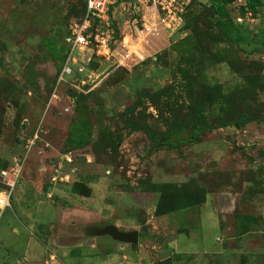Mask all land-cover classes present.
Wrapping results in <instances>:
<instances>
[{"label":"rangeland","instance_id":"374dc122","mask_svg":"<svg viewBox=\"0 0 264 264\" xmlns=\"http://www.w3.org/2000/svg\"><path fill=\"white\" fill-rule=\"evenodd\" d=\"M82 1L0 0V168L22 167L0 264H264V177L253 204L239 182L255 170L214 167L233 136L216 127L264 119V0H124L91 29L106 45L70 63ZM160 3L176 22L138 34ZM186 127L205 129L200 142L169 146Z\"/></svg>","mask_w":264,"mask_h":264},{"label":"built area","instance_id":"2783aa9c","mask_svg":"<svg viewBox=\"0 0 264 264\" xmlns=\"http://www.w3.org/2000/svg\"><path fill=\"white\" fill-rule=\"evenodd\" d=\"M124 0H83L84 2V11L81 21L76 25L74 31L65 37L66 42L70 45V52L67 61L69 62H77L76 52L78 54H82L85 51V47L89 46L94 39L97 43L101 46V44H105V39L100 37L98 39V34L95 33L92 36L91 29L96 27L97 24H103L102 27L106 28L108 21L111 18V7L113 5L120 3ZM136 2H141L142 0H135ZM156 1L153 0V4ZM162 5V3H160ZM155 6V5H154ZM163 10L166 11V15L159 16V19L152 20L148 24H143L144 29H139L135 27V30L138 34L141 31L145 30L147 32H151L152 34L157 33V27L161 26L166 27V25L174 24L176 21L175 19V12L169 9L168 6L162 5ZM155 11V10H154ZM241 18L238 17V20ZM156 29V30H155ZM67 73L70 72V68L68 66L64 69ZM35 137H30L27 142L26 146L30 147L33 145ZM17 159V161H16ZM13 163L11 162L8 167L0 168V183L2 184V189L0 190V211H2L7 205L11 195L13 188L18 184L19 178L21 176V164L18 157H14Z\"/></svg>","mask_w":264,"mask_h":264},{"label":"crops","instance_id":"0c3cea01","mask_svg":"<svg viewBox=\"0 0 264 264\" xmlns=\"http://www.w3.org/2000/svg\"><path fill=\"white\" fill-rule=\"evenodd\" d=\"M253 126L251 129V132L247 134V132H249V126ZM231 128L228 129L230 130V132L232 133V137L230 136V138H226L225 140L222 139V143L221 142H217L216 144H214V148L215 150L217 149L218 151H220V153H217L218 155V161L216 163H214V167H218V164L221 163V160L224 159V161H228V163L230 164V166H228L227 169H231V170H240V169H244V168H248L250 167L251 169L255 170L254 173V177L253 178H247L250 180H241L239 182V193H241L239 195L240 200L242 199H246L249 202H252L251 199L252 198H256L258 197V193L260 191V187L258 186V184H256V182H258L261 178L264 177V174H259L258 173V178L256 177V173H257V164H255L254 162H259L260 160H258V156L255 155H264V146L261 144L260 146H263L262 149H259V145L255 146V145H250L245 139H257L259 137L262 138V136H264V119L263 120H253V121H249L247 123H244L242 125L236 126L234 124H227V125H223V126H218L216 127V130L221 129V130H227L226 128ZM214 130V129H213ZM245 135V136H243ZM249 136V137H248ZM244 138V139H242ZM229 142H228V141ZM244 140L246 141V143H244ZM195 142V141H194ZM196 142H200V139L198 138L196 140ZM225 142H227V145H225V147H223V145ZM228 147V148H227ZM225 148V149H224ZM254 148H258L257 153L254 151ZM214 150V152H215ZM246 153H250V159L251 162H249V159L247 160H243L242 156ZM254 156V157H253ZM246 157V156H244ZM261 162V161H260ZM253 163L254 167L251 166ZM263 163V161L261 162ZM253 174V172H252ZM248 181H250V183H247ZM208 190L205 194V196H207L208 194ZM254 204V203H253ZM258 210V209H257ZM259 212V211H258ZM260 213V212H259ZM263 216V214H262Z\"/></svg>","mask_w":264,"mask_h":264},{"label":"trees","instance_id":"16d2710c","mask_svg":"<svg viewBox=\"0 0 264 264\" xmlns=\"http://www.w3.org/2000/svg\"><path fill=\"white\" fill-rule=\"evenodd\" d=\"M260 3H261V0H250V4L252 5L253 10H254V7L259 5ZM84 7L85 6H84V2H83V11H84ZM221 10H222V7H219L218 11H221ZM235 41H237V42L246 41L245 35L243 33H239L238 37H236ZM257 120H259V118ZM249 121H250V119H246V118L243 119L242 118L241 120L236 121V122L235 121L224 122L223 124H220L219 126H223V125H227V124H234L236 126H239V125H242V124L247 123ZM204 130L205 129H196L194 127L180 128V129L173 131V133L167 137L166 142L169 144V146H176V145H179V144L186 142V141H189V140H190V142L196 141L199 138L200 133ZM8 166L9 165H7L5 167H8ZM21 174H22V170H21ZM20 178H21V176H20ZM203 194H204V192H203Z\"/></svg>","mask_w":264,"mask_h":264},{"label":"water","instance_id":"95a60500","mask_svg":"<svg viewBox=\"0 0 264 264\" xmlns=\"http://www.w3.org/2000/svg\"><path fill=\"white\" fill-rule=\"evenodd\" d=\"M75 94V93H73ZM143 222V219L141 220ZM104 232L110 233V235L114 239L118 240H124V241H129L132 243H136L138 240V232L136 230L133 231H120L114 226H108L103 229Z\"/></svg>","mask_w":264,"mask_h":264}]
</instances>
